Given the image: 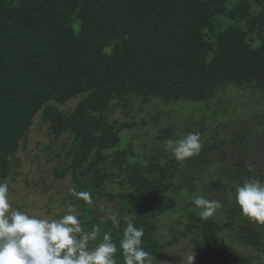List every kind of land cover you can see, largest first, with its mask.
Returning a JSON list of instances; mask_svg holds the SVG:
<instances>
[{
	"label": "trees",
	"instance_id": "trees-1",
	"mask_svg": "<svg viewBox=\"0 0 264 264\" xmlns=\"http://www.w3.org/2000/svg\"><path fill=\"white\" fill-rule=\"evenodd\" d=\"M262 1L239 0L228 8V0H0V179H7L9 157L42 111L54 136L73 135V169L82 168L101 196L126 201L130 221L144 228L142 247L157 253V219L178 206L170 193L172 173L161 164L126 163V152L118 149L124 124L114 127L93 113L126 95L202 101L222 83L254 81L264 88V45L252 48L239 30L215 26L220 15L253 26L249 9ZM78 95L70 112L52 105ZM110 156L118 174L102 172ZM108 175L124 176L126 190L102 193ZM217 187L212 180L210 189ZM198 213L190 210L171 242L186 236L195 248L203 246L207 264H253L233 245L238 239L254 244L256 227L243 223L231 233L236 240L223 241L233 223L201 220ZM127 222L90 224L111 232L118 264L119 231Z\"/></svg>",
	"mask_w": 264,
	"mask_h": 264
},
{
	"label": "rangeland",
	"instance_id": "rangeland-1",
	"mask_svg": "<svg viewBox=\"0 0 264 264\" xmlns=\"http://www.w3.org/2000/svg\"><path fill=\"white\" fill-rule=\"evenodd\" d=\"M239 0H228L227 7L233 8ZM256 22L248 26L244 20H235L225 15L217 16V30H239L252 48L264 45V1L253 3L249 9ZM249 19V18H248ZM82 95L72 97L65 104L52 103L61 112H70L82 99ZM110 125L118 127V149L126 152V163L148 166L161 164L170 173L168 179L172 188L171 196L178 203L174 211L157 219L153 232L155 240L162 248L150 254L151 264H185L188 255H194L193 264H207L204 247L195 248L186 236L171 242L183 229L184 218L196 208L192 200L204 196L209 200L222 202L223 207L213 215L226 225L232 222L228 235L223 241L236 240L231 233L239 231L241 224L256 227L259 232L252 245L240 243L234 249L251 260L253 264H264V225L241 215L235 203L234 185L246 178L264 180V88L256 82L222 83L209 98L202 101L170 99L164 97L142 98L126 95L113 98L104 110L93 113ZM200 132L203 147L199 155L183 162L177 161L165 150V141L179 139L189 132ZM73 135L63 132L56 137L50 122L38 112L21 140L18 149L9 157L10 172L8 199L10 211H22L30 216L44 219H59L66 212L68 202L78 210L82 228L89 231L91 223L130 221L133 213L129 205L119 198L109 199L98 193L89 177L81 175L82 168L73 169L77 148ZM111 151V150H110ZM112 156L101 165L102 172L119 173L111 164ZM254 168L249 171L247 165ZM86 165V163H85ZM84 165V166H85ZM218 180L220 187L211 190L212 180ZM125 177L108 175L102 183L101 192L117 194L124 192ZM89 192L92 203L71 195L69 190ZM106 229V227H105ZM123 229L119 231L121 236ZM107 231V230H106ZM104 232L97 240L89 241V250L100 243ZM229 242V241H228ZM143 246V243H142Z\"/></svg>",
	"mask_w": 264,
	"mask_h": 264
},
{
	"label": "clouds",
	"instance_id": "clouds-1",
	"mask_svg": "<svg viewBox=\"0 0 264 264\" xmlns=\"http://www.w3.org/2000/svg\"><path fill=\"white\" fill-rule=\"evenodd\" d=\"M202 147L198 131L165 141V150L181 162L199 155ZM247 167L251 171L254 165ZM8 193L9 183L6 178L0 179V264H118V248L110 231L104 232L100 243L89 250L88 243L97 240L100 226L93 225L89 231H84L79 212L71 202L67 203L66 212L59 219L49 220L19 210L10 211ZM69 193L86 204L92 203L89 192L72 188ZM233 199L242 216L264 225V180L246 178L237 182ZM192 203L200 209L199 218L205 221L223 207L221 201L209 200L202 195L194 197ZM110 219L113 226H119L115 216ZM143 236V227L127 222L119 241L123 264H151L149 252L142 247ZM194 260V255H188L185 264H193Z\"/></svg>",
	"mask_w": 264,
	"mask_h": 264
}]
</instances>
